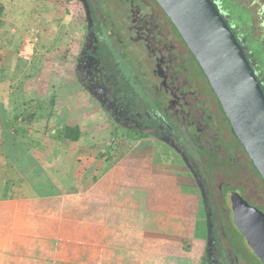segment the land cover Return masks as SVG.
I'll return each mask as SVG.
<instances>
[{
    "label": "rangeland",
    "instance_id": "374dc122",
    "mask_svg": "<svg viewBox=\"0 0 264 264\" xmlns=\"http://www.w3.org/2000/svg\"><path fill=\"white\" fill-rule=\"evenodd\" d=\"M126 1L137 3L136 10H140L141 0ZM215 2L222 3L220 10L229 22H240L245 30L249 28L253 31L250 34L253 42H264V0ZM0 8V102L5 105L9 118L15 111L22 114V122L16 125L29 130L27 135L21 137L29 150L33 154L41 150L43 153L38 155L44 157L38 156L39 159L47 161L45 152L50 154L54 145L60 148L62 142L57 134L63 128L59 119L61 116L74 118L80 124L82 138L78 148H85L88 155L86 162L85 157L80 156L84 165L88 164L89 158L95 166L106 164L107 154H118V151L129 149L140 137L134 133L127 135L122 128L111 123L102 109L74 82L73 62L81 33V17H76L75 4L69 0H0ZM111 8L108 12L114 18L116 15ZM142 20V26L144 24L150 37L155 39L161 61L170 64L173 60H180L179 52L175 53L179 42L173 39L171 33L154 17L146 15ZM177 67L188 69L183 61H178ZM156 68L159 71L160 67ZM168 71H173L169 80L174 98L179 96L178 92L182 91L184 84L196 86L195 79L201 81L193 67H190L187 78H178L179 73L171 68ZM202 87L199 84L195 90L191 89V93L195 92L200 98L201 105L188 104L181 108V127L185 130V138L195 148L197 170L205 181L210 209L215 216L217 240L223 243L232 264H262L234 227L230 201L233 196L240 198V195L250 206L264 214L263 185L246 163L237 141L221 123L217 105H211L205 99ZM167 104L172 102L167 101ZM32 113V122H26L27 116ZM156 143L153 150L150 148L152 145H147V152L153 154L160 147L158 151L162 159L170 161L165 169L175 177L182 171L183 177L191 178L187 181L191 188L188 192L198 195L202 203L201 188L192 180L189 166L170 146ZM140 160L139 157L131 158L137 164ZM21 178L14 167L5 164L0 145V188L6 186L7 180L16 184L17 179L22 183ZM3 192L0 190V193ZM8 192L9 195L15 192V196L22 194L15 189ZM203 247L207 251L208 241L203 242Z\"/></svg>",
    "mask_w": 264,
    "mask_h": 264
},
{
    "label": "crops",
    "instance_id": "0c3cea01",
    "mask_svg": "<svg viewBox=\"0 0 264 264\" xmlns=\"http://www.w3.org/2000/svg\"><path fill=\"white\" fill-rule=\"evenodd\" d=\"M149 144L153 150L157 143L136 138L99 166L91 158L81 162L88 155L79 144L54 145L44 151L47 161L39 159L41 150L29 151L57 193L39 197L26 180H7L0 193V264H203V203L188 192L191 178L165 169L170 161L160 147L148 153ZM14 189L22 194L9 195Z\"/></svg>",
    "mask_w": 264,
    "mask_h": 264
},
{
    "label": "flooded vegetation",
    "instance_id": "af4514ba",
    "mask_svg": "<svg viewBox=\"0 0 264 264\" xmlns=\"http://www.w3.org/2000/svg\"><path fill=\"white\" fill-rule=\"evenodd\" d=\"M212 1L222 14L220 10L222 3L216 4L215 0ZM69 2H73L77 8L76 17H81V33L73 62L74 82L102 109L106 118L115 126L122 128L127 135L134 133L137 137L150 138L164 146H170L171 150L182 158L184 164L189 166L193 175L192 180L199 185L203 194L201 198L206 225L204 242L208 241L207 251L203 250V264H232L223 243L216 237L215 216L210 209L205 181L197 170L195 148L185 138V130L181 127V108L188 104L201 105L196 93H191L196 86L202 84L205 99L211 105L213 103L217 105L221 123L239 144L246 163L256 173L263 188L264 182L235 136L217 96L186 43L155 0H141L139 11L136 10L137 3L126 0H69ZM109 7H112L116 15L114 18L109 15ZM146 15L154 17L171 33L173 39L179 42V46L174 44L175 53L179 52L182 60H173L170 62L172 66L169 62L165 61L164 64L161 61V52L155 44V39L150 37L148 28L141 23L143 16ZM224 19L242 46L264 90V42H253L250 36L252 30L249 28L245 30L240 22H229L225 17ZM178 61H183L188 69L181 70L177 67ZM156 66L160 67L159 71ZM190 67H193L195 74L197 72L201 81L195 79L196 86L184 84L182 91L178 92L179 96L174 98L172 82L169 80L173 71L170 73L168 68L179 73L178 78H187ZM167 101H171L172 104H167ZM239 197L235 195L230 201L233 224V201H243L247 206L259 211L245 202L240 195ZM234 227L248 246L235 224ZM250 250L252 251L251 248Z\"/></svg>",
    "mask_w": 264,
    "mask_h": 264
},
{
    "label": "water",
    "instance_id": "95a60500",
    "mask_svg": "<svg viewBox=\"0 0 264 264\" xmlns=\"http://www.w3.org/2000/svg\"><path fill=\"white\" fill-rule=\"evenodd\" d=\"M210 83L239 143L264 182V92L212 0H155ZM233 201L234 224L264 264V215Z\"/></svg>",
    "mask_w": 264,
    "mask_h": 264
},
{
    "label": "trees",
    "instance_id": "16d2710c",
    "mask_svg": "<svg viewBox=\"0 0 264 264\" xmlns=\"http://www.w3.org/2000/svg\"><path fill=\"white\" fill-rule=\"evenodd\" d=\"M257 80L263 89L260 80L258 78ZM22 118V114L18 113V111H15L13 116L9 118L5 105L3 102H0V145L2 156L5 159V164L8 167H14L21 177L29 183L32 191L39 197H51L57 193V190L51 183L48 174L44 172L37 161L30 155L29 148L21 138L23 135H27L29 131L16 125L18 122H22ZM33 118L34 114L32 113L27 116L25 121L32 122ZM59 119L63 124V128L57 134L58 138L62 143H65L68 148H74L81 141L80 124L76 119L69 116H61ZM0 190H4V192L7 191L6 187H2Z\"/></svg>",
    "mask_w": 264,
    "mask_h": 264
}]
</instances>
